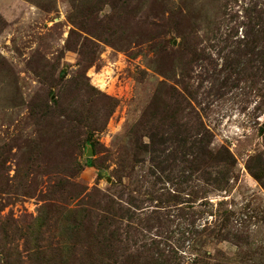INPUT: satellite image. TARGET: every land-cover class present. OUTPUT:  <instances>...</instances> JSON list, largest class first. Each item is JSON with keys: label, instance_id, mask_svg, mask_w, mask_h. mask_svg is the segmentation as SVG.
<instances>
[{"label": "rangeland", "instance_id": "374dc122", "mask_svg": "<svg viewBox=\"0 0 264 264\" xmlns=\"http://www.w3.org/2000/svg\"><path fill=\"white\" fill-rule=\"evenodd\" d=\"M257 16L0 0V264H264Z\"/></svg>", "mask_w": 264, "mask_h": 264}, {"label": "trees", "instance_id": "16d2710c", "mask_svg": "<svg viewBox=\"0 0 264 264\" xmlns=\"http://www.w3.org/2000/svg\"><path fill=\"white\" fill-rule=\"evenodd\" d=\"M255 24L257 26H259L261 24L260 18L258 16L256 17ZM261 27L262 26H259V29L257 30V33H262L263 36H264V31L261 30ZM263 36H258L257 37V40L259 41L261 38H263ZM254 40H255V38H254ZM261 54L264 55V52L262 51V53H261V51L260 52L259 51H254L253 54H252V56H253V59L255 58V60L258 61L259 65H263L264 66V58L261 56ZM258 67L259 66H257V68ZM231 159H233V158L230 156V160H228L227 162H225L226 163V167H227V163L228 164L231 163ZM252 159H256V157H253ZM255 162H256V164H259L260 165L262 163V160L260 158H258ZM247 168L253 173V175H255L254 172H253V170H252V167H251L250 163H247Z\"/></svg>", "mask_w": 264, "mask_h": 264}]
</instances>
